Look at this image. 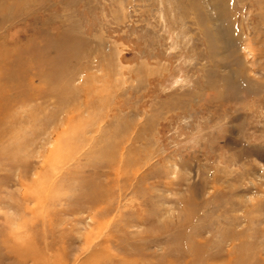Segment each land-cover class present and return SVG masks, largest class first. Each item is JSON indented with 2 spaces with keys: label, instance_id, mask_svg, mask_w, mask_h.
<instances>
[{
  "label": "rangeland",
  "instance_id": "1",
  "mask_svg": "<svg viewBox=\"0 0 264 264\" xmlns=\"http://www.w3.org/2000/svg\"><path fill=\"white\" fill-rule=\"evenodd\" d=\"M220 1L0 0V264H264V0Z\"/></svg>",
  "mask_w": 264,
  "mask_h": 264
},
{
  "label": "bare ground",
  "instance_id": "2",
  "mask_svg": "<svg viewBox=\"0 0 264 264\" xmlns=\"http://www.w3.org/2000/svg\"><path fill=\"white\" fill-rule=\"evenodd\" d=\"M225 1V0H224ZM214 2V1H213ZM221 1L219 0V2H218V5H216V7H218L219 6V3H220ZM217 3V2H216ZM216 7H215V9H216ZM220 7V6H219ZM217 10V9H216ZM221 11V10H220ZM219 11V12H220ZM217 13H218V11H217ZM217 33V32H216ZM0 85H1V82H0ZM3 86L1 85L0 86V88H2ZM1 115V114H0ZM4 121V120H3ZM7 245V244H6ZM12 248H11V247ZM14 246V245H13ZM12 245H9V247L11 248V249H9L12 253H14V254H16L17 256L18 255H23L24 257H28V255L25 253V251L23 250V248L22 249H20V248H17V247H19L18 245H17V247L15 246V247H13ZM21 247V246H20ZM26 249V248H25ZM27 250V249H26ZM98 253V252H97ZM33 254V253H32ZM97 256V255H96ZM242 257H244V256H242ZM240 258L239 259V257H238V259H239V262H241V263H243L244 262V259L243 258ZM17 258V257H16ZM18 259V258H17ZM23 259H25V258H23ZM18 261H19V259H18ZM25 261H27V260H20V264H26L25 263ZM36 261H39V260H36ZM97 260H95L93 257H88L84 262H83V264H89V263H92V264H99L98 262H96ZM48 262H51V261H48ZM36 264H42V262H40V263H36Z\"/></svg>",
  "mask_w": 264,
  "mask_h": 264
}]
</instances>
